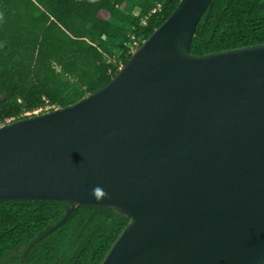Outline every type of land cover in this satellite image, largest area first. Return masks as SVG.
<instances>
[{"label":"water","instance_id":"1","mask_svg":"<svg viewBox=\"0 0 264 264\" xmlns=\"http://www.w3.org/2000/svg\"><path fill=\"white\" fill-rule=\"evenodd\" d=\"M211 0H179L107 83L0 124V203L129 218L99 264L264 260V43L194 55Z\"/></svg>","mask_w":264,"mask_h":264},{"label":"trees","instance_id":"2","mask_svg":"<svg viewBox=\"0 0 264 264\" xmlns=\"http://www.w3.org/2000/svg\"><path fill=\"white\" fill-rule=\"evenodd\" d=\"M179 0H0V124L66 106L103 86ZM137 10V13L134 11ZM264 43V0H211L190 44L194 55ZM62 200L0 203V264L54 225ZM129 218L80 205L33 243L23 264H99ZM261 264H264V260Z\"/></svg>","mask_w":264,"mask_h":264},{"label":"built area","instance_id":"3","mask_svg":"<svg viewBox=\"0 0 264 264\" xmlns=\"http://www.w3.org/2000/svg\"><path fill=\"white\" fill-rule=\"evenodd\" d=\"M138 45H139V43H138L136 40H133L131 43L128 44L129 51H130V52L133 51ZM48 109H49V106H46V107H45V110H48ZM40 110H42V109L39 108V109H37V110H35V111H33V112H38V111H40ZM33 112H32V113H33Z\"/></svg>","mask_w":264,"mask_h":264},{"label":"rangeland","instance_id":"4","mask_svg":"<svg viewBox=\"0 0 264 264\" xmlns=\"http://www.w3.org/2000/svg\"><path fill=\"white\" fill-rule=\"evenodd\" d=\"M134 12L137 13V10H135Z\"/></svg>","mask_w":264,"mask_h":264}]
</instances>
